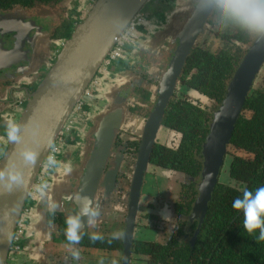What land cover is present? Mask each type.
<instances>
[{"label":"flooded vegetation","instance_id":"flooded-vegetation-1","mask_svg":"<svg viewBox=\"0 0 264 264\" xmlns=\"http://www.w3.org/2000/svg\"><path fill=\"white\" fill-rule=\"evenodd\" d=\"M97 2L0 0V162L9 148L5 122L17 124L55 66L60 45L73 37ZM150 3L154 11L150 15L140 12L137 18L142 22L134 23L122 54L108 62L112 50L89 86L88 99L99 113L89 114L85 101L54 145L55 163L49 165L46 158L22 213L21 250L10 254L7 264H106L107 260L109 264H264V241H257L258 230L249 235L242 213L231 207L245 188L264 186V133L257 132L242 146L232 136L208 207L204 202L198 207L204 193L205 147L212 123L236 73L261 36L199 13L197 0ZM185 6L183 24H197L199 32L173 88H166L184 44V32L171 36H165V30L147 36L144 32L152 14L159 17ZM127 52H136L138 61L126 62ZM197 53L210 54L217 61L211 71L223 80L222 99L206 86H193L197 68L188 62ZM106 79L112 82L111 91ZM104 91L102 99L95 98ZM255 94L264 100V64L248 98ZM245 105L239 120L244 117L250 122L254 111ZM161 106L164 116L146 167L142 156ZM103 121L112 138L106 151ZM86 207L98 215L86 213ZM36 208L46 228L33 232L32 238L28 225ZM166 213L170 220L164 219ZM68 217L79 219L78 243L66 238ZM150 233L157 239L144 240ZM245 245L249 250L244 258ZM253 246L261 248L251 250ZM74 250L78 257L73 256Z\"/></svg>","mask_w":264,"mask_h":264},{"label":"water","instance_id":"water-1","mask_svg":"<svg viewBox=\"0 0 264 264\" xmlns=\"http://www.w3.org/2000/svg\"><path fill=\"white\" fill-rule=\"evenodd\" d=\"M150 1L98 0L93 11L77 28L73 37L60 45L55 66L33 95L17 122L19 141L16 143L9 141L8 151L0 162V168L15 164L23 176L22 184L13 191L0 189V264L8 262L18 222L27 199L36 188L38 176L47 156L73 119L86 90L105 63L117 40ZM181 32H184V44L167 78L166 88L169 86L173 88L191 53L199 30L197 31V24H184ZM263 64L264 36H261L236 73L226 99L212 123L205 147V187L202 200L198 203L199 208L203 202L206 209L208 207L227 146ZM1 68L2 65H0ZM166 101L167 98L165 103ZM163 116L164 106H161L155 115L152 129L148 132L146 150L142 156L146 167L157 137V125ZM101 128L106 139L103 142V151H106L112 139L111 132L106 130L104 121ZM26 150H31L35 154L36 158L31 164L26 163L22 158L21 154ZM94 180L93 178L92 181Z\"/></svg>","mask_w":264,"mask_h":264},{"label":"clouds","instance_id":"clouds-1","mask_svg":"<svg viewBox=\"0 0 264 264\" xmlns=\"http://www.w3.org/2000/svg\"><path fill=\"white\" fill-rule=\"evenodd\" d=\"M197 11L201 14H211L225 25H230L243 32L264 36V0H197ZM7 138L10 142L19 141V127L14 121L5 122ZM23 160L31 164L35 160V154L26 150L22 154ZM49 165L55 163L50 156ZM23 182L22 174L17 170L15 164H8L0 168V189L11 192ZM232 209L242 213L243 228L253 235L258 230L257 241H264V186L255 190L245 188L240 195L232 201ZM91 216L98 215L87 207L84 209ZM165 220H170V213L164 214ZM66 238L71 243H78L80 236L79 219L68 217L66 219ZM98 237L93 236L92 239ZM73 256L78 257V250L73 251Z\"/></svg>","mask_w":264,"mask_h":264},{"label":"trees","instance_id":"trees-1","mask_svg":"<svg viewBox=\"0 0 264 264\" xmlns=\"http://www.w3.org/2000/svg\"><path fill=\"white\" fill-rule=\"evenodd\" d=\"M192 68H197V74L193 78V86L203 87L206 86L208 90H213L216 94L218 99H222L224 97V87L222 86V78H219L212 73L213 65L217 64V61L213 58L212 55L207 53H197L196 55L193 54L190 61L188 62ZM251 109L254 111L253 120L252 121H245L244 117H241L235 133L233 135V142L237 145L242 146V144H246L249 139L252 140L254 135L259 133H264V100L260 101L259 97L252 95L248 98L245 109ZM178 116L181 115V118L184 117V114L178 112ZM221 196V195H220ZM260 247H252L251 250L259 249ZM248 246L245 245L243 247V252L245 253V257H247ZM252 260H254L252 258Z\"/></svg>","mask_w":264,"mask_h":264},{"label":"rangeland","instance_id":"rangeland-1","mask_svg":"<svg viewBox=\"0 0 264 264\" xmlns=\"http://www.w3.org/2000/svg\"><path fill=\"white\" fill-rule=\"evenodd\" d=\"M185 10L188 11V8L186 6L180 7L178 10L175 8V10L173 12H170L168 14H163L159 17L154 16L152 14L151 17H148L150 26L145 29L144 35L145 36H147L148 34L149 35H156L159 33L160 30H165V32H166L165 36H171L173 33L177 34V33L181 32V29L184 25L183 21H184V17H185ZM151 11H154V8H152V4L149 2L146 5V7L142 10V12H143V14H149V12H151ZM150 39L154 42L155 45L159 44V46H160V42H158V40H156L154 37L151 36ZM142 42H144V41L142 40ZM142 42H140V43H142ZM215 48H218V45ZM219 48H221V47H219ZM125 56H126V60H127L126 62L136 63L138 61V59H135L136 58V52H134V53L133 52H127ZM115 70L118 74H120L119 73V72H121L120 66H117ZM105 85H106V87L108 86L110 91L112 90V82L109 81V79L105 80ZM104 95H105V91L101 92L99 94L96 93L95 98L96 99L97 98L102 99L104 97ZM104 102H106V101H104ZM85 108L89 114H92V116H96L100 111L99 108L94 106L91 99H86ZM85 159H87L86 156H85ZM81 160H79V161L82 162ZM76 164L77 163H75V165ZM75 165H74V167H75ZM159 175H161V174H159ZM159 180L161 181L162 178L159 177ZM162 184L164 187L165 183H162ZM45 223H46L45 218L42 217L41 215H39V210L36 208L34 210L32 219L29 221V225H28V231L30 233L29 237H32V238L34 237L33 232H38L40 230H44L46 228ZM43 235L45 236L44 232H43ZM145 235L146 236L143 237L144 240L153 241L154 239H157V237H155L154 234H152V233L145 234ZM36 251L38 252L39 248H36ZM106 264H109L108 260H107Z\"/></svg>","mask_w":264,"mask_h":264},{"label":"built area","instance_id":"built-area-1","mask_svg":"<svg viewBox=\"0 0 264 264\" xmlns=\"http://www.w3.org/2000/svg\"><path fill=\"white\" fill-rule=\"evenodd\" d=\"M135 22H142L141 18H136L134 20V22L132 24H130V26L128 27V29L125 31V33L122 34L121 37H119V39L117 40L116 44L113 47V51L111 53V57L108 60V62H113L115 61L121 54H122V50H123V46L125 44V42L127 41V36L131 33L134 32L135 30ZM107 60L105 61L104 64H106ZM103 64V65H104ZM90 97V91L89 88L88 90H86L82 101L79 103L76 112H80V110L82 109V107L85 104L86 99H88ZM57 149L53 148L51 149L49 155L47 156V158L49 159V157L51 156L53 159H55V154H56ZM44 167V166H43ZM24 230H25V225H24V218L21 215V218L18 222L17 228H16V232L13 238V243H12V248H11V254H16L19 253L21 250V238L24 234Z\"/></svg>","mask_w":264,"mask_h":264}]
</instances>
